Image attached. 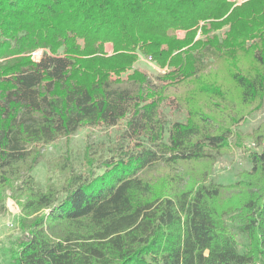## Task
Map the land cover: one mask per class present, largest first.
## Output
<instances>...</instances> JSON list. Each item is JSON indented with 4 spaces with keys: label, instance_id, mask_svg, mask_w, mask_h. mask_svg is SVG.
<instances>
[{
    "label": "trees",
    "instance_id": "16d2710c",
    "mask_svg": "<svg viewBox=\"0 0 264 264\" xmlns=\"http://www.w3.org/2000/svg\"><path fill=\"white\" fill-rule=\"evenodd\" d=\"M139 55L166 69L150 77ZM176 105L185 117L168 122ZM263 108L264 0H0V210L8 191L26 233L9 264H264V121L238 130ZM119 122L37 188L43 145ZM233 148L251 167L208 181Z\"/></svg>",
    "mask_w": 264,
    "mask_h": 264
},
{
    "label": "rangeland",
    "instance_id": "374dc122",
    "mask_svg": "<svg viewBox=\"0 0 264 264\" xmlns=\"http://www.w3.org/2000/svg\"><path fill=\"white\" fill-rule=\"evenodd\" d=\"M236 1L240 2L241 0ZM176 35L181 38L183 32L178 30L176 31ZM105 48L108 50L105 51L106 55L112 53V46L110 43H105L104 50ZM135 67L145 71L150 77H154L166 69L158 67L154 62L150 61L149 58L141 55H139ZM163 112L168 122L182 121L185 117L184 110L177 105L175 107L164 106ZM262 121H264V108L246 116L244 121L238 126V130L244 134H248ZM121 127V122L111 127H82L68 138L60 137L49 144L43 145L41 147V159L32 170V176L36 182L37 188L44 189L47 185L59 187L66 175L65 171L60 170V166L65 157H68L75 170H80L82 168L81 162L85 145L90 144L99 152V150L104 149L108 144L113 143ZM245 142L250 147L253 145L249 140ZM254 149L258 150L255 146ZM250 167L251 164L246 152L243 151V149L233 148L216 159L210 167L208 181L221 184L232 183L238 179L241 171L248 170ZM141 175L152 179L158 175V172L155 166L148 167L141 172ZM222 201H229L232 204H236V196L232 193L224 194L222 196ZM20 215L19 203L10 196L7 191L4 200V208L0 210V264H9L11 252L16 249L18 241L26 234L18 225ZM224 221L226 226L235 235L238 251L244 252L248 245V238L246 234L239 229L240 223L238 219L234 213H229L224 215Z\"/></svg>",
    "mask_w": 264,
    "mask_h": 264
},
{
    "label": "built area",
    "instance_id": "2783aa9c",
    "mask_svg": "<svg viewBox=\"0 0 264 264\" xmlns=\"http://www.w3.org/2000/svg\"><path fill=\"white\" fill-rule=\"evenodd\" d=\"M106 47V46H105ZM105 51H108L106 48H105ZM41 53H42V50H37L35 52L32 53V60L34 62H38L40 57H41ZM150 60V59H149ZM12 206V205H11ZM14 209V207H13ZM15 210V209H14Z\"/></svg>",
    "mask_w": 264,
    "mask_h": 264
}]
</instances>
